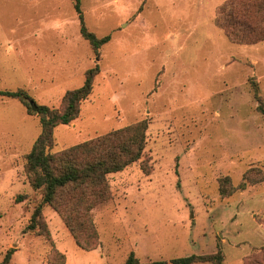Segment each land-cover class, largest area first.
Listing matches in <instances>:
<instances>
[{
	"label": "rangeland",
	"instance_id": "rangeland-1",
	"mask_svg": "<svg viewBox=\"0 0 264 264\" xmlns=\"http://www.w3.org/2000/svg\"><path fill=\"white\" fill-rule=\"evenodd\" d=\"M227 0H0V264H124L221 251V264H264V40H233L216 18ZM100 65L80 116L55 128L52 152L141 120L142 158L108 175L79 246L49 204L51 240L26 227L42 191L26 155L41 132L31 101L62 108ZM81 214V212H80ZM78 220V219H76ZM93 230V229H92ZM194 264H215L199 261Z\"/></svg>",
	"mask_w": 264,
	"mask_h": 264
},
{
	"label": "trees",
	"instance_id": "trees-1",
	"mask_svg": "<svg viewBox=\"0 0 264 264\" xmlns=\"http://www.w3.org/2000/svg\"><path fill=\"white\" fill-rule=\"evenodd\" d=\"M75 9L81 21L82 35L98 52L110 40V35L98 37L88 30L80 0H76ZM216 22L237 42L262 41L264 0H227L219 8ZM99 73V63L89 68L85 82L80 87L66 91L61 109L46 104L39 105L37 112L40 116L41 132L26 155L30 182L33 188L42 191V201L33 211L26 228L30 231L37 230L47 240L52 239L43 213L45 204H49L63 217L76 243L86 250L97 246L96 242H86L81 234L84 229H91L96 234L91 212L111 196L108 175L140 160L147 144L148 123L141 120L52 152L56 126L70 124L80 116L81 105L92 93L95 76ZM0 94L20 99L25 105H30L29 100L32 98L24 89H0ZM14 251V248L9 249L1 264H10ZM222 260V253L219 251L174 257L170 260L141 261L132 251L124 264H194L199 261L221 264Z\"/></svg>",
	"mask_w": 264,
	"mask_h": 264
},
{
	"label": "water",
	"instance_id": "water-1",
	"mask_svg": "<svg viewBox=\"0 0 264 264\" xmlns=\"http://www.w3.org/2000/svg\"><path fill=\"white\" fill-rule=\"evenodd\" d=\"M32 103V108L37 111L39 109V105L35 101H31Z\"/></svg>",
	"mask_w": 264,
	"mask_h": 264
}]
</instances>
